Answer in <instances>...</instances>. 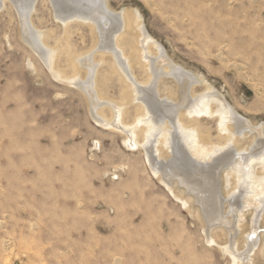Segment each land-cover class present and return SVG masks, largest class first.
Instances as JSON below:
<instances>
[{"label": "rangeland", "instance_id": "obj_1", "mask_svg": "<svg viewBox=\"0 0 264 264\" xmlns=\"http://www.w3.org/2000/svg\"><path fill=\"white\" fill-rule=\"evenodd\" d=\"M104 2L113 13L124 10L129 17L139 13L142 27L168 60L201 79L192 84L191 94L210 86L217 101L253 125H264V0ZM4 5L0 264H231L221 249L228 236L213 229L218 243L206 241L203 219L193 208L196 202H189L192 208L187 209L153 175L142 151L125 147L124 134L95 123L88 96L50 73L25 41L15 5L9 0ZM30 21L46 33L48 46H60L55 67L66 74L72 73L71 55L89 51L96 42L94 49L99 46L92 24L77 21L64 27L49 0L35 1ZM137 31L124 32L120 43L126 53L132 51L131 41L139 48ZM102 58L96 73L99 93L115 102L125 97L128 121L137 103L128 101L126 82L114 69L110 53ZM131 59L135 76L145 80L148 71L132 55ZM80 74H85L82 67ZM178 85L172 75L162 76L159 95L179 100ZM102 109L109 115L107 106ZM214 117H205L202 123L215 141ZM246 135L238 137V147H248L251 135ZM181 190L176 185L175 193ZM185 196L191 200L186 192ZM251 217L246 211L234 237L239 249L245 245ZM260 221L264 223V215ZM254 264H261V259Z\"/></svg>", "mask_w": 264, "mask_h": 264}, {"label": "bare ground", "instance_id": "obj_2", "mask_svg": "<svg viewBox=\"0 0 264 264\" xmlns=\"http://www.w3.org/2000/svg\"><path fill=\"white\" fill-rule=\"evenodd\" d=\"M4 1L0 0V9L5 6ZM35 1L14 0V4L23 20L25 41L50 73L81 89L89 98L95 123L103 129L124 134L125 147L140 149L153 175L187 209L192 208L189 202H196L193 208L196 216L203 219L206 241L218 243L211 234L213 229L228 236L221 249L230 257L231 264H254L259 258L264 264V223L260 224V217L264 215V125H253L227 103L217 101L212 97L210 86H206V92L191 94L192 84L201 79L168 60L158 41L142 27L137 11L131 17L124 10L113 13L105 0H49L55 17L64 27L77 21L87 22L98 33L100 43L97 50L94 49L96 42L94 48L83 54H68L72 73L66 74L55 67L60 46H48L44 41L46 33L30 21ZM131 29L138 30L140 46L135 47L131 41L128 47L132 51L126 53L120 40L124 32ZM105 52L110 53L114 69L126 82L124 93L128 101L137 103L128 121L125 120V97V100L115 102L99 93L97 66ZM131 55L148 71L145 80H138L135 76ZM81 67L84 76L80 74ZM164 75H172L180 83L179 100L159 95L157 83ZM213 101L217 103L212 105ZM104 106L109 108V115L102 111ZM205 117H214L218 132L215 141L211 140L210 129L202 123ZM246 134L251 135L250 144L246 148L238 147V137L244 138ZM176 185L182 188L179 193L174 191ZM246 211H250L252 217L245 245L239 249L235 247L234 237L246 218Z\"/></svg>", "mask_w": 264, "mask_h": 264}, {"label": "water", "instance_id": "obj_3", "mask_svg": "<svg viewBox=\"0 0 264 264\" xmlns=\"http://www.w3.org/2000/svg\"><path fill=\"white\" fill-rule=\"evenodd\" d=\"M9 1L12 3V5H15V4H14V0H9ZM14 7H15V6H14Z\"/></svg>", "mask_w": 264, "mask_h": 264}, {"label": "built area", "instance_id": "obj_4", "mask_svg": "<svg viewBox=\"0 0 264 264\" xmlns=\"http://www.w3.org/2000/svg\"><path fill=\"white\" fill-rule=\"evenodd\" d=\"M97 144V143H96Z\"/></svg>", "mask_w": 264, "mask_h": 264}]
</instances>
